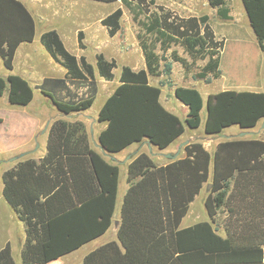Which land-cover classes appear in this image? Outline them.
I'll return each instance as SVG.
<instances>
[{
  "label": "trees",
  "instance_id": "trees-1",
  "mask_svg": "<svg viewBox=\"0 0 264 264\" xmlns=\"http://www.w3.org/2000/svg\"><path fill=\"white\" fill-rule=\"evenodd\" d=\"M241 1L264 51V0ZM121 2L134 19L144 14L138 21L142 32L137 39L145 68L133 71L121 67L118 85L98 111L97 120L106 123L99 144L107 153H116L146 140L164 150L185 131L199 127L203 99L194 87H174L175 97L188 108L183 123L162 106L160 87L151 85L148 75L163 72L168 78L171 61L164 53L179 45L189 60L176 50L170 51V59L185 70L197 60H205L192 76L210 82L220 76L223 39H214L206 15L199 18L204 23L200 31L194 30L193 19L153 11L155 0ZM208 4L222 20L230 19L226 0H208ZM121 15L122 8L117 7L101 20L110 36L120 28ZM34 34L35 22L27 7L19 0H0V57L7 70H12L18 44L31 41ZM82 39L79 31L81 48ZM40 40L67 70L64 79H44L40 90L46 92L52 82L63 90L61 98L47 93L63 115L89 108L97 94L94 67L83 56L71 54L55 30L45 31ZM115 67L114 59L108 61L97 54L99 77L112 80ZM5 90L13 105L25 106L33 99L29 82L11 72L6 78L0 76V95ZM205 106V135H220L233 125L251 129L264 118V93L223 90L208 95ZM184 150L183 158L161 166L144 152L131 160L117 232L123 250L109 242L88 253L80 264H264V141L225 139L212 152L192 141ZM118 176V165L91 148L82 121L54 120L48 129L46 154L39 161H18L1 174L3 198L25 225L21 262L47 264L105 232L113 213ZM204 183L209 184L203 200L209 219L181 227ZM0 264H14L9 244L0 249Z\"/></svg>",
  "mask_w": 264,
  "mask_h": 264
},
{
  "label": "crops",
  "instance_id": "crops-1",
  "mask_svg": "<svg viewBox=\"0 0 264 264\" xmlns=\"http://www.w3.org/2000/svg\"><path fill=\"white\" fill-rule=\"evenodd\" d=\"M19 1L27 7L33 16L35 22V34L31 41H23L18 44L13 56V66L11 71L5 68L3 60L0 57V64L5 68V71L0 69V76L6 78L11 72L26 79L33 88V99L29 104L19 106L13 105L8 101L7 90L0 95V159H4L2 163L3 167L0 169V204L5 207L7 213L6 221L3 222L0 220V249L6 244H9L14 264H23L21 262V250L25 243V225L23 221L17 218L12 208L3 198L1 181L2 172L12 167L18 161H23L29 158L39 161L45 155L47 152L48 129L54 120H79L85 125L91 148L101 153L106 161L118 165L119 168L117 192L109 227L96 238L85 242L78 248L47 263L80 264L88 253L109 242H116L121 250H123L118 240L117 232L121 222L123 196L129 186L126 177L127 165L131 160L137 154L144 152L152 158L157 166L165 165L172 161L165 157V153H174L177 150L178 145L184 141L189 143L192 141L200 142V140L195 139L194 136H186L185 134L187 131H185L174 144L164 150H159L153 144L149 146L146 140H143L140 143L131 144L116 153H103L99 147L98 136L106 127V123L99 122L97 120V115L100 107L119 82H113V79L105 80L98 76L95 68L96 56L101 53L106 60L110 61L114 59L116 61V67L113 68V74L114 70L119 66L120 69L122 66H128L133 71L145 68L143 52L137 39V34L140 33L139 23L133 18L132 11L128 7L123 6L121 0L113 2H101L96 0ZM226 2L230 16V19L228 20H222L217 15L216 8L209 6L208 0H155L154 5L151 6V9L158 14L168 11L171 14L176 15L178 18L193 19L192 24L194 30L199 28L200 31H203L204 23L200 22L199 18L206 15V23L211 28L214 39H223V44L219 49L220 76L218 78H212L210 82L193 78V72L188 75V78L194 83L187 85L174 84L175 82L181 81L183 74L180 73V70L185 69L179 62L170 59V51L176 50L180 56L189 60L184 49L179 45V50L176 49L177 47L173 48L172 46L164 53V56L171 61V71L168 78L163 72L157 76L148 75L149 83L160 87L159 101L162 106L169 112L177 115L181 121H184L188 108L175 97L173 92L175 86L194 87L201 93V96L206 94V98L210 94L223 90H247L264 93V51L261 50L259 46V51L257 53L258 63L251 77L234 78L232 75H226L222 69L221 52L224 46L225 36L222 37L220 35L228 32L237 42H240L242 37L247 34V29H251L242 1L226 0ZM103 3H105V5H103ZM108 3H112L114 8L108 9L106 5ZM133 5L134 4H132V6ZM205 5L210 9L209 12L202 11ZM157 6H160V10ZM117 7L122 8V15L119 21L120 28L114 35L110 36L107 27L101 23V20ZM125 20H129L127 27L124 26L123 23ZM137 28L139 29L137 30ZM48 30H55L63 42V45L71 54L75 55L77 58L83 56L95 69L97 94L92 105L81 112L71 114V116L63 115L58 112L51 101V97L47 94L52 93L59 98L63 96V90L60 89L56 83L52 82L47 85L46 92L41 91L39 88L44 79H64L67 76L66 68L53 59L40 40L42 33ZM125 30L126 33H124ZM79 31H82L83 33V48L79 46L78 42ZM89 43L95 46L93 57L91 59L87 56ZM157 53L161 54L162 52L161 50H157ZM204 62L205 60H201L199 67L202 66ZM99 96H101V99L96 105V98ZM202 99L206 116V101H204L203 96ZM34 105L38 108L36 111L31 110ZM47 122L48 125L44 130ZM263 122L264 118L261 119L258 125L254 128H239L237 133L219 135L220 138L224 137V139H209L208 141H213V144L210 145L211 148L206 147L204 143L202 144L207 151L212 152L216 144L225 139L243 137L257 138L264 141ZM241 132H245L246 134L240 136ZM252 134H254V136H249ZM184 145H182L176 159L185 156ZM21 153L26 154L16 160L9 161L11 157L17 156ZM210 174L211 170L209 172V175ZM206 184L208 185V183L203 184L199 193L190 203L187 214L181 220V227H188L197 222L209 219L208 216L206 219H202L195 214H190V208L194 202L200 198L201 201L204 200L208 189ZM204 187H206L205 191ZM218 233L223 236V229L218 227Z\"/></svg>",
  "mask_w": 264,
  "mask_h": 264
},
{
  "label": "rangeland",
  "instance_id": "rangeland-1",
  "mask_svg": "<svg viewBox=\"0 0 264 264\" xmlns=\"http://www.w3.org/2000/svg\"><path fill=\"white\" fill-rule=\"evenodd\" d=\"M105 5V3H103ZM108 9L114 8L112 3L106 4ZM203 12H209L210 9L208 8L207 5H205L202 9ZM144 19V14H138L136 18V22L141 21ZM129 20L123 21L124 26H128ZM138 25V24H137ZM139 28H137L138 30ZM139 32H142L139 29ZM247 34H245L242 37V40L240 42H237L232 35H230L228 32L224 33L223 35L220 36H225V41H224V46L221 52V64H222V69L225 72L226 75H232L234 78H247L251 77L253 74L254 69L257 66V53H258V44H257V39L256 36L252 30V28L247 29ZM126 33V30L124 31ZM177 47L176 49H180L178 45L173 46V48ZM94 45H91L90 43L88 44V50H87V56L88 58L93 57V52H94ZM201 63V60H197L194 65L191 66L189 70H180L183 74V78L179 82H175L174 84H192L194 82L190 81L188 78L189 74H192L193 72L197 71L199 64ZM0 69L2 71H5V68L2 64H0ZM120 73V66L117 67L114 70V78L113 82L118 81ZM166 79V78H164ZM171 81V80H170ZM197 83V82H196ZM102 85V84H101ZM204 98V101H206V94L202 95ZM101 99V96L96 98L95 104L97 105ZM36 105V104H35ZM33 106L31 110L36 111L38 108L36 106ZM200 125L197 129L195 130H190L186 132V136H194L195 139L200 140L201 143H204L206 147L211 148V144H213V141H208L209 139H219V135L217 136H208L205 135L203 132V126H204V121H205V108L203 106L201 114H200ZM184 123V121H182ZM239 131V127L236 125L227 127L223 130L221 133L223 134H229V133H237ZM220 134V135H221ZM249 136H254V134L249 135ZM220 139H224V137H221ZM3 161L4 159H0V169L3 167ZM207 185V184H206ZM208 186V185H207ZM206 190V187H204V191ZM190 214H195L197 217H200L202 219L207 218V214L204 208L203 201L200 199H197L196 202L191 206L190 208ZM7 219V213L5 210V207L0 204V220L1 221H6Z\"/></svg>",
  "mask_w": 264,
  "mask_h": 264
},
{
  "label": "water",
  "instance_id": "water-1",
  "mask_svg": "<svg viewBox=\"0 0 264 264\" xmlns=\"http://www.w3.org/2000/svg\"><path fill=\"white\" fill-rule=\"evenodd\" d=\"M47 125H48V122L46 123L44 130L46 129ZM262 127H264V122L262 123ZM44 130H43V132H44ZM245 134H246L245 132H241V133H240V136H243V135H245ZM146 142H147V144H149V146L152 145L149 141H146ZM186 143H187V141H184V142L180 143V144L178 145L177 150H176L174 153H170V152H169V153H165V154H164L165 157L168 158V159H171V160L176 159V157L178 156V154H179V152H180V150H181L182 145H184V144H186ZM99 147L101 148V150L103 151V153H106V151H105L100 145H99ZM25 154H26V153H21V154H19V155H17V156H13V157H11V158L9 159V161L16 160V159H18L19 157H22V156L25 155ZM112 159H113V158H112ZM208 187H209V184H208Z\"/></svg>",
  "mask_w": 264,
  "mask_h": 264
}]
</instances>
